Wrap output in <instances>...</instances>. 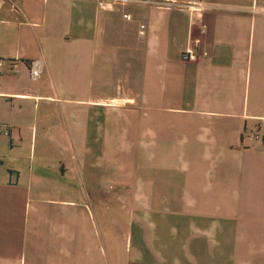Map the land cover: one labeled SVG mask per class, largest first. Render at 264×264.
Segmentation results:
<instances>
[{
    "label": "crops",
    "instance_id": "obj_1",
    "mask_svg": "<svg viewBox=\"0 0 264 264\" xmlns=\"http://www.w3.org/2000/svg\"><path fill=\"white\" fill-rule=\"evenodd\" d=\"M0 63V264H264V0H0Z\"/></svg>",
    "mask_w": 264,
    "mask_h": 264
},
{
    "label": "built area",
    "instance_id": "obj_2",
    "mask_svg": "<svg viewBox=\"0 0 264 264\" xmlns=\"http://www.w3.org/2000/svg\"><path fill=\"white\" fill-rule=\"evenodd\" d=\"M97 3L98 7L102 11L107 12H115L121 7H125L127 5H130L132 3L138 2V0H93ZM189 8L195 11V13H202L205 10V6L202 3H196L189 5ZM124 18L129 20L131 19V16L129 14H124ZM146 31V26L141 24L139 29L140 36H144ZM198 55L193 50L192 47L188 48L187 51L184 54L185 60H197ZM2 64L0 63V71H1ZM29 71L31 74V77L33 79H38L41 77L44 71V64L41 61H35L29 63ZM245 138L250 141H263V136L261 134H245Z\"/></svg>",
    "mask_w": 264,
    "mask_h": 264
}]
</instances>
